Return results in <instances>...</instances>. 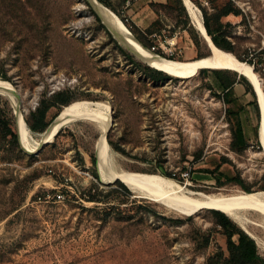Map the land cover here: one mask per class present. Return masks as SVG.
I'll return each mask as SVG.
<instances>
[{
	"label": "rangeland",
	"instance_id": "374dc122",
	"mask_svg": "<svg viewBox=\"0 0 264 264\" xmlns=\"http://www.w3.org/2000/svg\"><path fill=\"white\" fill-rule=\"evenodd\" d=\"M89 1L0 0V79L17 98L13 105L0 94V115L18 134L20 111L38 141L25 147L0 128V264H224L226 238L213 209L178 214L120 180H101L94 123L62 128L34 151L47 129L30 128L38 109L46 107L49 122L73 104L102 101L115 168L185 184L189 194L263 190L249 82L230 70L205 68L187 78L155 73L116 41ZM107 1L121 15L127 0ZM227 1L191 0L230 53L258 73L264 91V0L231 1L239 15L222 16L216 30L215 8ZM187 15L191 37L181 31L184 18L176 25L168 15L162 34L173 37L153 41L156 53L176 60L209 55ZM60 93L74 101L56 103ZM215 167L214 175L207 172ZM239 216L262 217L254 209ZM246 226L260 238L254 241L264 258V230Z\"/></svg>",
	"mask_w": 264,
	"mask_h": 264
},
{
	"label": "bare ground",
	"instance_id": "6f19581e",
	"mask_svg": "<svg viewBox=\"0 0 264 264\" xmlns=\"http://www.w3.org/2000/svg\"><path fill=\"white\" fill-rule=\"evenodd\" d=\"M101 15L103 23H106L120 37V43L130 53L176 78L192 77L201 69L209 68L214 70H230L243 76L252 87L254 85L259 101L261 103L264 120V92L263 80L250 64L238 60L229 51L218 48L213 44L207 34L201 20L199 9L191 0H183L185 8L201 37L204 38L209 49V55L194 59L176 60L162 58L152 49L142 44L131 33L125 23L111 9L97 0L89 1ZM169 59V60H168ZM8 83V82H7ZM253 89V88H252ZM0 94L9 98L13 105H16L17 98L13 90L6 84V80L0 79ZM19 105V104H18ZM15 110V109H14ZM18 121V134L25 147L35 148L38 141L33 138L20 111L16 112ZM79 121H89L99 128V136L95 143L97 169L103 182L120 180L129 190L138 196L150 199L164 205L167 209L178 214L195 213L202 209H215L225 213L228 217L240 223V228L257 245L260 243L252 228L246 223L260 227L264 230V190L245 192L242 190H231L229 193L207 195L203 193L189 194L186 186L173 184L171 181L160 177L129 172L115 168L113 162L114 152L106 140V134L111 127L109 111L102 101H85L73 104L64 109L52 119L46 131L40 136L43 142H50L59 129L74 125ZM259 125V123H258ZM261 152L264 154V122L261 128ZM260 137H258L259 139ZM20 142V141H19ZM41 143L34 151L44 144ZM241 209H254L261 213V218L247 220L239 216ZM246 222V223H245Z\"/></svg>",
	"mask_w": 264,
	"mask_h": 264
},
{
	"label": "trees",
	"instance_id": "16d2710c",
	"mask_svg": "<svg viewBox=\"0 0 264 264\" xmlns=\"http://www.w3.org/2000/svg\"><path fill=\"white\" fill-rule=\"evenodd\" d=\"M98 1H100L103 5H105L109 9H111L115 14H117L120 17V19L125 23V25L128 27V29L131 31V33L133 34L132 26H130L126 23L125 19L120 14L117 13V11L114 9V7L111 5V3L109 1H107V0H98ZM163 8H165L166 10H169L172 13V16H173V19H174L176 25L179 21L178 20L179 18H184L183 21H180L181 22V30H185L191 37L190 30L193 31V26H191V24L188 20L187 11H186L183 3H182V0H174V2L167 1V4H164ZM229 14L239 15L238 11H236L234 9L231 1H227L223 5H221L219 8H215L214 21H215V25L217 28L216 30H220L223 27V23H222V21H220V18L222 16H227ZM203 19H204V21L202 22V24H203L207 34L209 35L211 41L213 42V44L220 49L231 52L232 50H231L229 43L226 41H224L225 43L221 42L220 39L218 38V36L215 35V33L212 31V29L209 26L208 18L206 17L205 13L203 14ZM175 24H174V27L176 26ZM140 42L142 44H144L145 46H147L148 48L154 47L152 42H146V41H142V40H140ZM120 49H122V48H120ZM170 59H173V58H170ZM148 67H150V66H148ZM150 68L154 69V72L157 74L164 73L158 69H155L152 67H150ZM201 71H203V69H201L200 72ZM1 76L3 78L5 77L4 75H1ZM242 78L244 80H246L243 76H242ZM246 82L248 83L247 80H246ZM248 85L250 86L249 83H248ZM224 88H226V86ZM250 88H251V86H250ZM252 92H253V90H252ZM253 96H254V100L250 101L249 104L254 105L256 108V112L258 113V107H257L254 92H253ZM54 99H55L56 103H58L60 105H64V106H66L69 103H71L72 101H74L70 97H63L62 93L55 95ZM64 106H62V107H64ZM46 110H47L46 107H44V108L38 109L35 113H33L34 121L30 125V128L33 131L43 132L45 130V128L47 127V125L49 124V122L51 121L50 120L49 122H47L45 120ZM56 114L54 116H56ZM258 123H259V113H258L257 128H258ZM0 128L2 129V131L5 135H10L11 139L13 141H15V142H17V140L19 141V139H18L19 136H18L17 132H14L12 130L9 120L2 117L1 115H0ZM108 142H109V144H111L110 141H108ZM92 161L94 162V158H92ZM217 171H218V167H215L214 169L208 170L207 172H210L214 175L215 172H217ZM93 174L96 175V172L93 171ZM214 178L216 179V181L219 184L221 183L219 176H216ZM122 186H124V185L122 184ZM245 190L247 192H249V190H247V189H245ZM263 190H264V185H263ZM213 212L216 216L218 224L223 227L224 235L226 238V249H227L228 255L226 257H223V263L224 264H264V258L261 257L259 255V253L257 252V246H256L254 239H252L248 234H246L231 218H229L222 211L213 209ZM234 235H237L236 241L233 239Z\"/></svg>",
	"mask_w": 264,
	"mask_h": 264
},
{
	"label": "crops",
	"instance_id": "0c3cea01",
	"mask_svg": "<svg viewBox=\"0 0 264 264\" xmlns=\"http://www.w3.org/2000/svg\"><path fill=\"white\" fill-rule=\"evenodd\" d=\"M167 1L168 0H127L125 2L121 10V16L128 25L132 26L133 35L139 41L153 42L155 40H160V38L162 40L166 37H173L170 34L168 36L162 34V32L165 31L164 27H168L164 20L168 19V15L172 18V13L163 8V5L167 4ZM223 3L221 5H223ZM181 31L186 33L185 30Z\"/></svg>",
	"mask_w": 264,
	"mask_h": 264
},
{
	"label": "water",
	"instance_id": "95a60500",
	"mask_svg": "<svg viewBox=\"0 0 264 264\" xmlns=\"http://www.w3.org/2000/svg\"><path fill=\"white\" fill-rule=\"evenodd\" d=\"M92 4V3H91ZM184 4V3H183ZM92 6V8L94 9V11L98 14V16L101 18V20H102V17H101V15L98 13V11L95 9V7L93 6V5H91ZM103 21V20H102ZM104 22V21H103ZM105 25L107 26V28L109 29V31L111 32V34L113 35V37L116 39V41L120 44V45H122L121 43H120V37H118L117 35H115V32L111 29V27L109 26V25H107L106 23H105ZM123 46V45H122ZM124 47V46H123ZM125 49H126V47H124ZM151 48V47H150ZM153 48V47H152ZM128 52H130L129 50H128ZM157 55H159L158 53H157ZM160 56V55H159ZM160 57H162V58H165V59H167L166 57H163V56H160ZM169 60V59H168ZM252 67V66H251ZM253 68V67H252ZM252 84V88H253V92H254V94H255V96H256V103H257V107H258V113H259V125H258V137H260L258 140H260V142H261V128H262V125H263V122H264V120H263V111H262V107H261V103H260V101H259V98H258V95H257V92H256V89H255V87H254V85H253V83H251ZM264 92V91H263ZM60 130L61 129H59V131H57L55 134H54V136H53V138L60 132ZM52 138V139H53ZM48 143V142H47ZM47 143H44V144H42L40 147H39V150L45 145V144H47ZM235 222V221H234ZM246 233V232H245ZM247 234V233H246Z\"/></svg>",
	"mask_w": 264,
	"mask_h": 264
},
{
	"label": "built area",
	"instance_id": "2783aa9c",
	"mask_svg": "<svg viewBox=\"0 0 264 264\" xmlns=\"http://www.w3.org/2000/svg\"><path fill=\"white\" fill-rule=\"evenodd\" d=\"M228 1H232V2L237 3V0H228ZM56 198L57 199H63V194L61 192L57 193L56 194Z\"/></svg>",
	"mask_w": 264,
	"mask_h": 264
}]
</instances>
